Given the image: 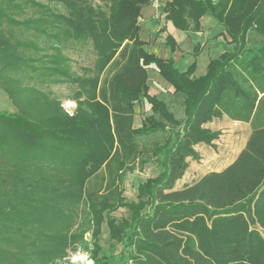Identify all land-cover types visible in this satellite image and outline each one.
Listing matches in <instances>:
<instances>
[{
	"label": "trees",
	"instance_id": "trees-1",
	"mask_svg": "<svg viewBox=\"0 0 264 264\" xmlns=\"http://www.w3.org/2000/svg\"><path fill=\"white\" fill-rule=\"evenodd\" d=\"M147 4L0 0V89L14 108L0 111V264H73L77 251L95 264H264V0L164 2L179 29L199 31L209 13L226 30L233 46L201 77L143 49ZM84 48L89 65L68 52ZM151 65L173 91L149 94ZM54 86L71 88L74 115ZM143 97L151 114L135 127ZM224 116L250 124L246 146L175 188ZM151 164L159 172L128 202V173ZM105 222L119 253L103 252Z\"/></svg>",
	"mask_w": 264,
	"mask_h": 264
},
{
	"label": "rangeland",
	"instance_id": "rangeland-1",
	"mask_svg": "<svg viewBox=\"0 0 264 264\" xmlns=\"http://www.w3.org/2000/svg\"><path fill=\"white\" fill-rule=\"evenodd\" d=\"M68 52L73 59L78 60L82 65H89L94 59L89 48L70 50ZM52 91L63 98L65 108L68 109L69 112H72L75 108L73 107V104L75 103L69 100L71 88L69 86H54L52 87ZM13 110L14 108L11 101L0 89V111L11 112ZM135 114V127H140L144 119L151 114V104L148 103L146 98H141V100L135 104ZM213 126L216 127L214 130L221 132L219 138L216 139L213 144H205L204 147H199L197 150L199 152V158H188L189 166L184 174L175 181V188H181L185 184L196 181L201 176L214 169L224 167L236 156L243 146L248 134L247 125L227 119L217 118L213 122ZM158 172L159 170L151 164L144 168H138L132 173H128L124 183V196L126 200L128 202L136 200L139 184L146 181L149 177L156 176ZM111 216L117 221H121L123 218L129 216V212L126 208H120L113 212ZM88 237H90V235H88ZM100 244L103 248V252L106 254L112 252L119 253L122 249L120 243L110 238L106 222L103 224L102 233L100 235ZM87 260H92V258L86 252L77 251L70 253L71 263L75 261V264H87Z\"/></svg>",
	"mask_w": 264,
	"mask_h": 264
},
{
	"label": "crops",
	"instance_id": "crops-1",
	"mask_svg": "<svg viewBox=\"0 0 264 264\" xmlns=\"http://www.w3.org/2000/svg\"><path fill=\"white\" fill-rule=\"evenodd\" d=\"M167 1L172 0H164V2ZM168 35H172L176 41V49L174 51L167 41ZM139 36L144 42L143 49L145 51L162 59L167 60L172 58L180 71H186L195 63L196 68L194 75L196 77L206 75L210 61L218 58L223 52L228 51L233 46L229 43L230 39L226 34L225 28L217 23L209 13L205 14L200 19L199 31L182 30L177 28L171 20L166 18V13H158L151 4L145 5L141 10ZM198 45H201L202 48L198 54H194L195 47ZM148 85L150 95H155L161 91L174 90L173 85L161 76L155 65L148 67ZM222 119L234 121L227 116L222 117ZM213 122L208 123L206 126L213 130L216 129V127L213 126ZM234 122L248 126V134L245 142L230 162L224 167L212 171H220L230 165L246 146L251 134V126L247 122ZM204 146L205 144L197 145V150L199 147Z\"/></svg>",
	"mask_w": 264,
	"mask_h": 264
},
{
	"label": "built area",
	"instance_id": "built-area-1",
	"mask_svg": "<svg viewBox=\"0 0 264 264\" xmlns=\"http://www.w3.org/2000/svg\"><path fill=\"white\" fill-rule=\"evenodd\" d=\"M149 3L157 10V12L163 11L164 0H148Z\"/></svg>",
	"mask_w": 264,
	"mask_h": 264
},
{
	"label": "clouds",
	"instance_id": "clouds-1",
	"mask_svg": "<svg viewBox=\"0 0 264 264\" xmlns=\"http://www.w3.org/2000/svg\"><path fill=\"white\" fill-rule=\"evenodd\" d=\"M76 105L75 104H73V107H75ZM75 113L74 112H69V115H74ZM73 264H75V261H73ZM87 264H95V262L94 261H92V260H87Z\"/></svg>",
	"mask_w": 264,
	"mask_h": 264
}]
</instances>
